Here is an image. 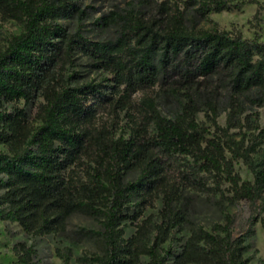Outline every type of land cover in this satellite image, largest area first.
<instances>
[{
    "label": "trees",
    "instance_id": "obj_1",
    "mask_svg": "<svg viewBox=\"0 0 264 264\" xmlns=\"http://www.w3.org/2000/svg\"><path fill=\"white\" fill-rule=\"evenodd\" d=\"M150 1L130 0L104 16L117 35L102 42L60 23L85 16L74 0H0V16L21 25L0 48V221L42 237L63 233L75 213L96 220L84 264H138L143 256L147 264H251L252 229L233 232L227 203L244 198L264 210L256 111L264 114V39L199 21L260 2L154 0L148 13ZM76 53L106 75L80 81ZM167 98L176 102L169 115ZM103 110L129 116L127 137L100 120ZM240 160L252 180L235 171ZM185 191L215 198L222 221L209 229L190 223L180 207ZM156 201V217L126 236L123 223ZM186 223L176 251L173 233ZM12 251L13 264H37L33 245L18 241Z\"/></svg>",
    "mask_w": 264,
    "mask_h": 264
},
{
    "label": "rangeland",
    "instance_id": "obj_2",
    "mask_svg": "<svg viewBox=\"0 0 264 264\" xmlns=\"http://www.w3.org/2000/svg\"><path fill=\"white\" fill-rule=\"evenodd\" d=\"M81 9L85 10V16L82 18L71 17L60 20L70 31L79 29L83 35L91 40L107 42L113 40L117 35V26L114 24H102L103 17L112 11L121 12L130 0H74ZM151 0L148 4L147 11L152 13L153 9ZM161 1V0H159ZM259 5L246 4L240 11L223 10L217 13H211L206 19L199 21L200 26L210 27L214 23L220 29L230 32H239L245 38H251L254 34H259L264 39V0H258ZM257 14V18L254 15ZM21 30L20 23L14 20L3 19L0 16V48L4 45L5 40L14 33ZM76 70L80 73V81H89L94 79L99 81L106 74L95 70L90 66V60L76 53ZM108 83V82H105ZM109 92V90H107ZM138 94L134 96L137 98ZM166 106L162 108V112L169 115L170 111H174L176 102L172 98L166 99ZM19 107L24 106V101L18 103ZM11 109V108H9ZM34 108H31L33 115ZM260 116V127H264V114L262 109L256 110ZM100 120L111 127L116 135H129V116L127 114L118 113L114 116L112 112L103 110L99 113ZM225 112H221L218 117L220 125H225ZM199 121L205 120L203 112L198 113ZM264 146V143L261 147ZM6 148L0 144V150ZM234 169L242 180H252L251 171L240 160L234 163ZM137 173L132 171L126 175L127 180H133ZM227 185H225L226 187ZM215 198H208L203 194L195 191H185L181 200V206L185 209L190 223L201 225L209 229L215 222H221L222 216L215 204ZM259 201L255 204L241 198L235 202L227 203V211L233 218L232 230L235 234L240 235L248 229H252V234L248 237L247 242L251 245L247 252L250 257L251 264H264V210L259 206ZM160 207L159 202L147 206L143 209L142 215L135 222H125L122 227L126 236H130L135 231V223L148 215L155 216ZM190 224L186 223L175 229L173 233V249L178 250L180 239L185 238L189 233ZM99 229L96 220L80 213L71 215L66 223L63 233L54 235H45L42 237H32L25 233L24 230L16 223L10 221H0V264H13L16 256L12 251V245L18 241H24L29 245H33L36 250L37 264H63L62 256L69 259L70 264H84L79 257L89 254L94 250L93 242L86 231ZM163 244V247L168 245ZM169 264H174L170 259ZM138 264H147V257L143 256Z\"/></svg>",
    "mask_w": 264,
    "mask_h": 264
}]
</instances>
